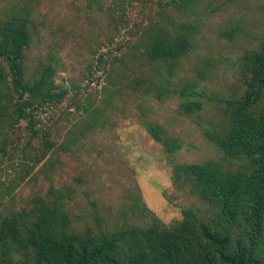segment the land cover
<instances>
[{"label":"rangeland","instance_id":"374dc122","mask_svg":"<svg viewBox=\"0 0 264 264\" xmlns=\"http://www.w3.org/2000/svg\"><path fill=\"white\" fill-rule=\"evenodd\" d=\"M16 14L31 33L28 81L45 75L70 92L59 103L32 100V127L4 124L0 213L42 194L75 231L146 226L153 216L171 225L184 208L208 207L178 165L245 166L205 131L228 127L225 100L242 93L243 55L264 41V0H0V25ZM178 36L188 45L175 59L150 52L155 39ZM186 101L201 105L185 112Z\"/></svg>","mask_w":264,"mask_h":264},{"label":"trees","instance_id":"16d2710c","mask_svg":"<svg viewBox=\"0 0 264 264\" xmlns=\"http://www.w3.org/2000/svg\"><path fill=\"white\" fill-rule=\"evenodd\" d=\"M30 40L26 16L16 14L1 23L0 131L22 119L32 127V100L59 103L70 92L64 83L52 87L45 75L28 81ZM187 45L182 36L158 38L149 50L175 59ZM240 73L242 93L225 100L228 127L222 136L205 134L229 155L242 156L245 166L230 171L206 161L176 168L207 204L206 212L184 208L171 225L153 216L146 226L75 231L58 202L36 194L29 205L0 213V264H264V41L243 55ZM200 105L181 103L185 112Z\"/></svg>","mask_w":264,"mask_h":264}]
</instances>
